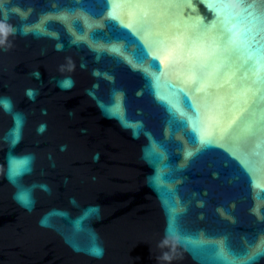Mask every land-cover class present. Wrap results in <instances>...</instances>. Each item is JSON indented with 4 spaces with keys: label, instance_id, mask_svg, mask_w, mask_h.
Returning a JSON list of instances; mask_svg holds the SVG:
<instances>
[{
    "label": "snow or ice",
    "instance_id": "6c2138e0",
    "mask_svg": "<svg viewBox=\"0 0 264 264\" xmlns=\"http://www.w3.org/2000/svg\"><path fill=\"white\" fill-rule=\"evenodd\" d=\"M161 2V0H159ZM240 12H235L233 17L227 21H220L217 27L214 23L210 29L205 26L203 28L197 27L193 31L187 33H180L176 36L170 35L169 22L164 19V26H160L161 16L157 15L154 22L155 28L152 35L160 37V40L151 48L146 47V58L149 61L157 63V56L152 55L153 49H159L164 52V61L170 63L173 67L178 66L179 79L177 82L166 80L169 90L173 91L176 96L183 102L187 100V111H181L180 114L185 116L187 126H192L193 143H199L200 146H211L212 141L202 136H198V132L202 127L204 115L208 114L211 118L218 107L222 106L225 98L218 95L220 89L225 84H230V95L233 106L236 102L247 103V98L251 94L253 97L259 95L264 86H256L258 81L264 79V11H253V5L247 3ZM104 11L95 14L89 10V6L83 3H75L71 5V16L63 17L65 23L74 24L81 32V39L91 41L93 50L99 55H108L120 61H127L129 64L132 61L127 60L124 53L127 51L126 44H120L124 39L116 37V42L107 37L102 29L107 25L110 29V22H115L124 28L132 31L133 22L137 18L138 13L148 14L147 9L151 5H156L158 0H136L134 5L131 0H101ZM218 5H223L220 3ZM218 5H209L210 8H216ZM79 7L84 10V15H76L75 9ZM127 9L129 17L128 22L125 23L122 19V14ZM217 20V19H216ZM222 26V27H221ZM99 33V35H98ZM98 37H103L104 44H101ZM227 38V42L223 45L221 41ZM110 45V46H106ZM235 53H239L243 59V65H248L251 62L252 67L244 73L242 79H250L251 83H246L241 87L233 82V77L236 76L238 69L233 66L217 80V72L228 64ZM211 68L209 69V64ZM158 64V63H157ZM159 65V64H158ZM152 65L149 64V67ZM139 70L143 71L150 79L153 88L154 96L157 85L161 82L164 75L163 70H159L153 76L147 69L141 67ZM64 87H70V81H66ZM202 94L200 102L193 100L192 94ZM32 95L31 92L28 93ZM158 98V97H157ZM183 104V103H182ZM174 109L176 105L172 106ZM11 106L5 102V109L10 111ZM184 108V105H183ZM114 114L119 116V104L117 103ZM193 120L199 121L200 126L194 127ZM16 127L12 131L13 143L19 139L20 130L22 128V118L17 115L15 117ZM252 123H255L253 121ZM187 155L190 157L192 152L189 151ZM9 175L11 179H16L23 172L28 171L26 167L28 160L16 161L10 159L9 161ZM25 207H30L32 204L30 194L27 191H21L17 195ZM93 255H100V249L93 247L91 249ZM215 252L218 253L217 264H252V262L261 255H264V241H261L255 252L246 254L244 259L241 257H234L230 250L226 249L222 243L215 245Z\"/></svg>",
    "mask_w": 264,
    "mask_h": 264
},
{
    "label": "clouds",
    "instance_id": "9594fccd",
    "mask_svg": "<svg viewBox=\"0 0 264 264\" xmlns=\"http://www.w3.org/2000/svg\"><path fill=\"white\" fill-rule=\"evenodd\" d=\"M16 29L13 25L8 24L6 21L0 22V45H4L7 43V37L9 35H15ZM31 92V90H29ZM30 98H34L32 95ZM46 128V125H41L40 128L38 129L39 131H42L43 129ZM103 250L100 249V255H98V258L102 257Z\"/></svg>",
    "mask_w": 264,
    "mask_h": 264
}]
</instances>
